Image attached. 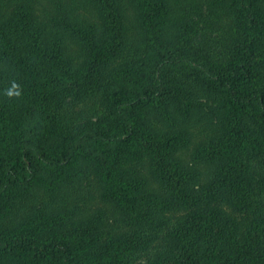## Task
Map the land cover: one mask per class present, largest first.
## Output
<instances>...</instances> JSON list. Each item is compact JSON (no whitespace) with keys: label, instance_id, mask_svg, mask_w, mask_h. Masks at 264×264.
Returning <instances> with one entry per match:
<instances>
[{"label":"trees","instance_id":"obj_1","mask_svg":"<svg viewBox=\"0 0 264 264\" xmlns=\"http://www.w3.org/2000/svg\"><path fill=\"white\" fill-rule=\"evenodd\" d=\"M35 1L0 15V220L37 185L70 200L98 185V203L0 226V264H264L262 1L229 0V37L190 46L165 0H131L133 25L121 0H83L101 31L75 37L80 72L76 17L38 19ZM203 123L210 141L180 161Z\"/></svg>","mask_w":264,"mask_h":264},{"label":"rangeland","instance_id":"obj_2","mask_svg":"<svg viewBox=\"0 0 264 264\" xmlns=\"http://www.w3.org/2000/svg\"><path fill=\"white\" fill-rule=\"evenodd\" d=\"M53 1V2H52ZM145 4L144 0H140ZM259 4L257 14L258 17L264 19V0ZM83 0L72 2L71 0H37L34 3V14L38 19H52L55 17L59 10H61L64 16L66 17H76L75 21L79 23L76 28L77 32L71 33V36L67 35L68 48L67 51L69 55V63L74 66L75 71H82L86 66L87 68L91 67L93 64L87 62V58L84 56V49L81 47L79 42L75 37H80L84 39L83 47L85 48L88 42V39L94 34V31L100 36L101 27L98 24V13L96 6L88 3L87 9H82ZM167 5L176 7L177 10L173 12L172 16L168 20V26L166 28L167 33L173 34L174 30L171 26L176 23V15L181 18L177 28L183 32L180 36L181 43L183 45H196L198 43L203 44L205 41L212 42L216 39H221V37H229V33L233 30V15L231 11V4L229 0H165ZM122 18L127 22L126 24L133 25L135 19H137L136 10L134 9L133 1L131 0H121L120 3ZM56 11V12H54ZM15 12L14 0H0V15H6V19L9 20L12 17V14ZM54 12V13H53ZM178 12V13H177ZM78 15V16H77ZM60 18V17H57ZM66 19L65 17H61ZM207 33V34H206ZM70 34V33H69ZM97 36V37H98ZM133 37L129 41L128 46L125 48L126 52L120 56H117L115 59L109 61L111 67L116 65L128 62V51L133 42ZM77 42H76V41ZM222 40V39H221ZM216 43V41H215ZM93 102L87 103L88 107H92ZM150 121H157V117L151 116ZM199 124L198 127L191 128L189 133H191V144L186 149H179L176 153V157H179V160L186 162L191 157L200 155L202 147L206 142L210 141L212 137V130L206 129L204 126ZM134 160V161H133ZM130 161L127 166H133L135 168L136 160ZM138 166V170H140ZM95 183V182H93ZM96 185V183L94 184ZM97 188V189H96ZM98 185L94 188L86 190V188H81V192L75 198L76 200H70L67 197V193L64 192L63 188H58L54 192L48 193L45 188L37 185L29 189L26 194V199L19 204H15L9 212V216L4 219L1 218L0 226L12 227V225L17 224L22 219H25V216L30 212L37 213L39 211H50L54 208H60L62 206L66 207L70 203L80 201L83 199L86 201L87 206H94L98 203ZM225 210H230L228 206H224ZM45 212V211H44ZM178 214V213H177ZM240 220V219H239ZM242 229V226L240 230ZM122 229L121 231H125ZM114 232L113 234H115ZM112 234V235H113ZM143 260L136 261L135 264H142Z\"/></svg>","mask_w":264,"mask_h":264}]
</instances>
